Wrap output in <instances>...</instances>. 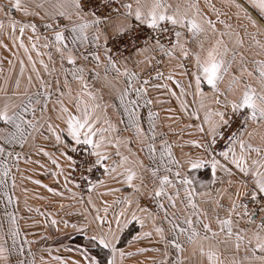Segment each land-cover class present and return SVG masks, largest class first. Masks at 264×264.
<instances>
[{
  "label": "snow or ice",
  "instance_id": "6c2138e0",
  "mask_svg": "<svg viewBox=\"0 0 264 264\" xmlns=\"http://www.w3.org/2000/svg\"><path fill=\"white\" fill-rule=\"evenodd\" d=\"M231 2L238 9L237 20L242 13L255 25L256 21L238 0ZM248 4L264 15V0H248ZM11 7L25 18H39L44 31L51 35L43 36L42 47L49 50L44 53L37 46L41 33L34 20L11 18L8 21L14 39H19L31 72L44 91L27 95L19 104L5 100L0 107V123L6 126L0 129L4 133L0 137V157L5 158L0 186H7V158L13 156V150L9 149L22 148L30 137L43 135L53 141L52 147L69 162L64 185L67 191H71L68 183L77 188L83 183L91 193L106 186L107 179L118 187H109L101 195L122 193L111 203L103 200L102 207H97L92 196H88L95 215L89 212L82 223L71 225L86 239V244L78 249L81 259L73 260L72 264H123L125 256L131 255L118 247L123 232L130 225L138 224L141 231L134 239L150 237L152 231H143L148 223L165 243V254L168 245L175 249L177 256L172 264H183L180 254L186 246L193 247L194 255L198 253L199 264H242L235 255L230 262L222 259L220 247L227 248L230 242L236 252L244 249L243 260L248 264H264V136L260 137V143H253L256 133L249 130L252 125L264 129V59H253V67L249 69L243 53H239L238 72L233 70L238 53L229 42L243 46L240 31L232 30L230 24L220 20V13L215 9L217 20L214 22L194 0L187 3L179 0L176 3L171 0H40L34 4L14 0ZM216 23L224 24L229 31L218 30ZM4 27L0 21V29ZM239 28L250 35L243 24ZM17 30L19 37L15 36ZM26 30L32 33L28 37L30 48L23 39ZM260 31L264 32V24L260 25ZM251 40L258 49L256 56L264 57V40L255 35ZM52 49L59 57L60 71L64 74V88L60 87L59 78L55 81L58 96L54 120L51 115H44L53 91L40 71L42 68L49 76L56 71L50 70L43 59L47 55L49 61L53 60ZM31 51L36 52L38 59H33ZM165 58L175 61V67L181 70L179 75L187 78L186 83L176 79L172 70L165 76L161 70ZM81 60L86 63H79ZM20 65L23 76V60ZM69 76L77 84L76 89L70 86ZM245 77H254L259 87ZM27 79L31 84L32 75ZM162 80L175 84L179 94L168 83H152ZM149 86L167 89L177 97L188 119L195 121L186 125L201 134L187 142L194 146L195 152L182 153V158H177L173 145L164 133L157 131L158 116L150 108ZM19 87L17 79L16 88ZM105 95L119 112L124 130H132L143 158L129 147L130 138L113 135L119 129L107 115L109 103ZM42 100L41 116L37 117L35 105ZM144 108H148L146 121ZM122 146L127 148V153L121 152ZM39 150L59 169L54 175H62L64 170L52 154L43 148ZM15 158L18 161L20 153ZM202 170L203 177H198L196 173ZM224 177L229 178L228 187L215 189L218 198L212 197L215 207L210 215L200 208L198 197H211L212 186L223 184ZM12 186L15 187L14 178ZM48 190L63 195L55 189ZM5 196L11 204V196L7 192ZM225 198L226 204L222 203ZM178 202L192 212L170 211L178 209ZM5 215L16 225L14 214L6 211ZM161 218L170 226L167 237L165 229L156 225ZM242 220L246 221L243 227ZM63 222L67 227L68 221ZM8 235L12 241L10 247L4 239ZM30 243L26 238L20 239L18 225L10 234L0 235V262L10 264L13 253L23 256V245ZM28 255H33L31 248ZM17 264H35V260H19Z\"/></svg>",
  "mask_w": 264,
  "mask_h": 264
},
{
  "label": "crops",
  "instance_id": "0c3cea01",
  "mask_svg": "<svg viewBox=\"0 0 264 264\" xmlns=\"http://www.w3.org/2000/svg\"><path fill=\"white\" fill-rule=\"evenodd\" d=\"M23 3L34 4L40 2V0H22ZM171 2L176 3L178 0H171ZM181 3L192 2V0H179ZM198 3L201 11L207 14L214 22L217 20L215 10L220 13L219 19L223 20L226 24L232 26V30L240 31L241 37L244 41L243 46L234 45V43L229 42L230 47H235L238 53L236 57L237 63L234 65V71L238 72L240 65V55L243 53L245 61L248 63L249 69L253 66L251 61L253 59H264V57L256 56L258 49L253 44L252 40L249 39V35H245L243 30L239 28L242 24L247 29V33L255 35L259 40H264V32L260 31V25L264 24V15L260 14L256 9L252 8L248 4V0H238L240 5L247 9L252 18L256 21L254 27L253 23L243 17L241 13L240 20H237L238 9L231 2V0H194ZM14 0H0V6L3 10L0 11V21L4 22L5 27L0 29V107L3 106L5 100H9L11 103L19 104L21 101H25L27 95L34 94L37 92H43L41 89L39 81L35 79V74L31 72V65L28 62L27 55L23 48L19 47V39H14L11 28L9 27L8 21L11 18L17 20H34L38 26V31L41 33V39L37 41V46L41 52L47 53L49 50L42 47L44 40V35H51V33H46L43 29L42 21L39 18L34 17H23L22 14L14 10L11 5ZM39 10V9H37ZM7 13V15H6ZM216 27L220 31H229L225 29L224 24L216 23ZM254 28V29H252ZM253 30V31H252ZM32 33L30 30H26L24 34V43L29 48L31 47V42L28 37ZM210 37L212 33L208 34ZM16 37H19V31L17 30ZM219 36V31L216 33V37ZM215 37H213L214 39ZM225 40L229 41V38L225 36ZM234 40V38H233ZM53 60L49 61L47 55L43 56V59L49 65V69H56L55 72L49 76L47 73L40 68L41 75L48 81L51 85V90L53 91L52 100L48 101V110L44 114L45 117L51 115L53 120L55 119V113L53 111L56 104L58 93L55 92L56 79L60 80V87L64 88V74L60 71V60L55 54L54 49ZM33 59H38L35 51H31ZM231 56V53H229ZM23 60L25 71L24 75H20V61ZM79 63H86L81 60ZM67 66V65H65ZM39 68V64H37ZM161 70L167 76L169 70L176 73V79L181 80L186 83L187 78L179 75L181 71L179 68L175 67V61L169 62L167 58L164 59ZM32 75V83H28L27 77ZM249 82L253 83L257 88L254 77H245ZM19 79L20 87L16 88V81ZM227 79V78H226ZM70 86L73 89L77 88V84L71 80L69 76ZM152 83H168L169 86L179 94V88L175 86L171 81H152ZM225 85H222L224 87ZM17 93V95H13ZM148 98L152 100L150 106L151 111L158 116L156 120L157 131L162 132L165 138L173 145V152L177 158H182V153H187L189 151L195 152L196 149L193 145L187 143L190 140L197 139L201 134L194 128H188L186 125L189 123H195L194 120H189L186 114L181 110L179 101L176 96H172L167 89L164 88H154L149 86ZM191 100V97H188ZM105 100L108 101L109 107L107 109V115L111 121L117 126L119 131L113 135H118L124 139H131L132 143L129 147L133 152H136L143 158V153L140 152V144L136 142V138L132 130H124V124L120 123L121 116L119 112L111 106V99L108 95H105ZM44 101L41 104H36V116L40 117V108L42 107ZM148 108L142 109V113L147 117ZM145 128L147 123L145 122ZM6 126L0 123V129H4ZM250 131H255L256 135L253 139V143H260V137L264 136V129H260L257 125H252L249 129ZM4 133L0 131V137ZM2 143V140H0ZM53 141L51 139H45L43 135H37L35 139L31 137L23 145V147L16 146L13 150V156L7 158V168L9 169V175L7 177V186H0V235L4 233H9L15 230L18 225L20 230V239L26 238L31 241L30 244H24V255L20 256L13 253L10 256V264H17L19 260L30 261L35 260V264H72L73 260H80L81 256L78 251L81 247L86 244V239L83 233L76 232L72 227V223H82L84 220V215L89 212L95 215L91 205L88 204V196L91 195L93 202L97 207H102V201L107 200L110 203L115 200L122 193H113L111 195H101L109 187H118L111 180L106 179V186L98 187L94 189L91 193L86 191L85 193H78L77 189L72 183H68L67 188L71 191H67L64 187L65 185V175H68V165L69 162L62 156L59 152L52 147ZM183 145V147H181ZM7 147V146H6ZM43 148L44 152L51 153L53 159H56L60 165V168L64 170L62 175L58 177L54 175L59 169L56 165L52 163V159L44 155L39 149ZM121 152L127 153V148L121 147ZM115 151V149H112ZM20 153V159L17 161L15 154ZM4 157H0V179H3L2 173L4 171ZM147 162V161H145ZM198 177H203V170L200 173H196ZM218 175H220L218 173ZM13 178L15 179V187L12 186ZM224 183H217L211 188V197H198L200 208L212 214V208L215 207L212 197H216V188H227L228 177H224ZM234 179V178H233ZM39 181V183H37ZM207 183V180H205ZM55 189L56 193H63V195L55 194L48 189ZM200 191H205V189H200ZM7 192L8 196H11L12 203H7V197L5 196ZM72 193L77 195L73 197ZM81 197H83V203H81ZM225 198L222 203H227ZM180 210V214H190L192 209L185 208L183 204L178 202V209H172L170 211ZM12 213L16 217V225L9 222V217L5 215V212ZM102 214V213H101ZM223 215V213H221ZM91 219V216H89ZM57 221L53 224L52 221ZM68 221V226L65 227L63 221ZM246 221H240V226H245ZM156 225L165 229V236H169V225L162 218L156 221ZM213 227H216L215 222H213ZM131 229V234L129 238L122 241V244L118 245L126 253H131V255H126L123 264H172L176 259L177 253L175 249L171 248L170 245L167 246L161 240L160 236L153 230L151 223H148L143 231H152L150 237H143L141 239H134V237L141 231L138 224L130 225L128 229ZM124 231V232H125ZM123 232V233H124ZM123 235V234H122ZM7 239L8 246H11L10 235L5 236ZM31 248L32 256L28 255V250ZM220 252L222 259L231 261L233 255L236 259L240 260L242 264H248V261H244L245 251L243 248L239 252H236L233 244L230 242L229 246L225 248L220 247ZM193 247L186 246L185 251L180 254L183 264H199V255L193 254ZM250 255V253H248ZM59 257L60 259H56ZM2 264V262H0Z\"/></svg>",
  "mask_w": 264,
  "mask_h": 264
},
{
  "label": "built area",
  "instance_id": "2783aa9c",
  "mask_svg": "<svg viewBox=\"0 0 264 264\" xmlns=\"http://www.w3.org/2000/svg\"><path fill=\"white\" fill-rule=\"evenodd\" d=\"M69 154L70 155H75L73 153H69ZM97 175H99V174L97 173ZM70 179H71V177H70ZM93 179H95V177H93ZM74 187H75V185H74ZM75 188L77 189L78 193H85L87 191V189H86V187H85V185L83 183H81V187H79V188L75 187ZM250 207H251V205H250Z\"/></svg>",
  "mask_w": 264,
  "mask_h": 264
},
{
  "label": "trees",
  "instance_id": "16d2710c",
  "mask_svg": "<svg viewBox=\"0 0 264 264\" xmlns=\"http://www.w3.org/2000/svg\"><path fill=\"white\" fill-rule=\"evenodd\" d=\"M130 234H131V229H129L123 233V235L121 237V244H122V241H125L127 238H129Z\"/></svg>",
  "mask_w": 264,
  "mask_h": 264
},
{
  "label": "rangeland",
  "instance_id": "374dc122",
  "mask_svg": "<svg viewBox=\"0 0 264 264\" xmlns=\"http://www.w3.org/2000/svg\"><path fill=\"white\" fill-rule=\"evenodd\" d=\"M241 24H242V22H241ZM253 27H254V25H253ZM252 29H254V28H252ZM253 31V30H252ZM249 39H251V35H249V37H248ZM256 38H258V37H256ZM162 264V263H161Z\"/></svg>",
  "mask_w": 264,
  "mask_h": 264
}]
</instances>
